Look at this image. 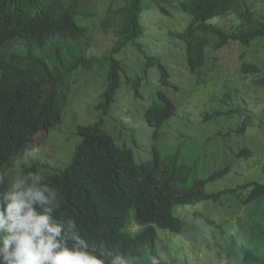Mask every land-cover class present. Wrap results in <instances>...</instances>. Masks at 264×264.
<instances>
[{
	"label": "trees",
	"instance_id": "obj_1",
	"mask_svg": "<svg viewBox=\"0 0 264 264\" xmlns=\"http://www.w3.org/2000/svg\"><path fill=\"white\" fill-rule=\"evenodd\" d=\"M95 1L0 0V174L9 159L32 144L40 146L36 139L60 123L70 101L73 75L79 69H102L107 75L97 107L103 114L121 102L123 93L119 92L123 87L125 93L133 90L135 96L143 97L142 80L150 85L145 76L155 70L154 81L161 88L151 87L150 101L144 98L148 105L143 112L145 123L153 130V156L135 157L132 149L118 144L102 127L103 118L92 125L78 126L81 142L71 164L61 174L44 175L63 193V210L75 215L78 232L90 241L93 250L107 245L131 255L136 264H150L151 257L160 259L161 264H174L159 250L156 227L178 233L183 223L179 214H173L175 205L199 201L222 204L221 197L229 195L243 206V213L237 218L236 240L225 248L227 264H264V181L247 180L234 188L206 191L208 183L230 174L235 162L249 158L250 148L240 146L230 151L229 156L234 158L229 157L224 166L203 178L198 177L194 162V166H188L180 160L179 150L162 160L156 148L160 129L172 119V123L178 121V108L186 97L175 100L165 93L171 72L179 69L169 65L173 57L166 52L165 40L161 44L148 40L145 24V20L158 18L156 12L161 13L163 22L176 11L183 15L175 24L162 26L165 34L175 39L174 54L183 61V74L194 76L208 65L212 68L216 61L208 51L211 38L216 50L231 41L248 47L264 38V16L256 17L246 0H117L116 7L109 6L105 11L98 9ZM227 14L238 23L231 31L212 22ZM94 15L99 19L94 24L114 36L103 55L92 53L91 30L82 23ZM158 23L160 18L153 22V36ZM159 45L163 52H159ZM129 48L143 56L142 64L129 61ZM138 66L144 76L131 73L130 69ZM240 71L257 75L261 68L243 60ZM263 81L256 80L260 85ZM174 89L178 90L176 86ZM232 114L242 118L241 124H229L226 131L222 125L214 138L203 137L204 144L216 137L227 142L232 132L244 135L254 123L264 126L263 118H254L251 113L241 116L239 110L207 113L202 121L220 124L232 119ZM22 171L37 172V168L32 165ZM8 185L5 182V187ZM199 214L194 211V220H199Z\"/></svg>",
	"mask_w": 264,
	"mask_h": 264
},
{
	"label": "rangeland",
	"instance_id": "obj_2",
	"mask_svg": "<svg viewBox=\"0 0 264 264\" xmlns=\"http://www.w3.org/2000/svg\"><path fill=\"white\" fill-rule=\"evenodd\" d=\"M246 1L256 17L264 16V0ZM95 4L98 9L105 11L109 6L116 7L118 1L96 0ZM155 14L158 18L145 20L149 33L148 40L155 39L159 44L165 40L168 45L166 52L173 57H168L169 65L179 69L175 74L171 72V82L164 91L175 100L186 97L178 108V121L172 123V119L160 129L156 148L162 160L168 159L169 154L179 150L180 160L188 166H194V162L198 177L203 178L224 166L229 157L234 158L233 155L229 156L230 151H236L240 146H248L252 155L235 162L226 177L208 183L206 191L217 192L225 187L234 188L247 180L264 181V126L254 123L249 125L244 135L232 132V137L227 142L216 137L214 141L204 144L203 137L205 139L214 136L222 125L226 126L224 129L226 131L229 124H241L242 118L232 114V119L220 124L202 121L205 114L219 110L225 112L239 110L241 116L251 113L254 118L264 120V84L260 85L256 82L264 78V38L253 41L248 47L231 41L217 50L213 47L214 40L211 38L212 45L208 51L216 56V61L213 62L212 68L208 65L196 75L190 76L183 74L185 69L183 61L174 54L177 51L173 47L175 39L166 35L162 26V24L168 26L175 24L182 14L176 11L164 22L161 13ZM147 15L152 16L151 13ZM159 18V27L155 28L153 36V22ZM234 18L233 15L227 14L213 19L212 22L225 31H231L238 24ZM94 22H99L95 15L91 19L82 21L91 30L92 53L103 55L114 41V36L110 32H102L99 25H95ZM159 52L163 51L160 49ZM126 53L130 56L129 61L134 59L140 64L144 62L143 56L137 51L129 48ZM241 54H244V58H240ZM243 60L257 64L261 71L257 75L242 73L240 64ZM140 67L138 66L136 70L130 69L131 73L137 72L144 76L143 70L139 71ZM150 72L145 76L150 81V85L144 78L142 80L143 97L135 96L133 90L125 93L126 87H123V92L122 88L119 92V94L123 93L121 102L118 103L119 107L116 108L118 104L115 106L113 104L106 114L97 107L102 102L101 92L105 87L107 75L102 69L97 68L89 72L81 69L75 72L70 101L60 123L46 133L47 135H41L39 137H43L41 140L36 139L40 142L41 149L37 158H26L28 149L26 148L9 159L2 170V174L6 177L5 182L10 184L18 172L32 165H35L37 172L42 175L61 174L71 164L77 145L81 142V138L77 135V127L92 125L102 118V127L114 136L118 144L124 143L132 149L137 158L140 154L142 159L151 158L154 149L153 130L145 123L143 117L148 105L144 98L150 101L151 87L154 85L160 89L161 85L157 83L158 81H154L157 79L155 75L157 71L150 70ZM194 85L195 88L192 90ZM174 86L178 90H175ZM147 89L149 91L145 93ZM224 144L229 145V148H225ZM221 201L222 204L220 201H199L193 205H175L173 214L181 216L179 217L183 227L178 233L156 227L161 254L174 264H227L225 248L232 239L236 240L237 218L243 213V206L237 205L235 197L229 195L222 196ZM194 211L201 213L199 216L203 221L201 217L199 220H194ZM136 228V226L132 227L133 230Z\"/></svg>",
	"mask_w": 264,
	"mask_h": 264
},
{
	"label": "clouds",
	"instance_id": "obj_3",
	"mask_svg": "<svg viewBox=\"0 0 264 264\" xmlns=\"http://www.w3.org/2000/svg\"><path fill=\"white\" fill-rule=\"evenodd\" d=\"M40 151L32 144L26 158L35 159ZM5 180L0 174V264H136L107 245L90 248L75 215L63 210L60 188L44 175L21 171L7 187ZM150 264L161 260L151 257Z\"/></svg>",
	"mask_w": 264,
	"mask_h": 264
}]
</instances>
